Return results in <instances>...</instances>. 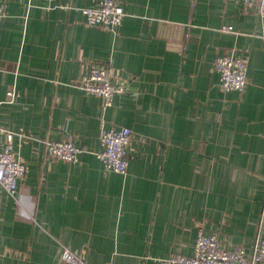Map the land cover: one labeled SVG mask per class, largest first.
Segmentation results:
<instances>
[{"label": "crops", "instance_id": "crops-1", "mask_svg": "<svg viewBox=\"0 0 264 264\" xmlns=\"http://www.w3.org/2000/svg\"><path fill=\"white\" fill-rule=\"evenodd\" d=\"M119 1L106 31L84 23L94 0H0V144L26 167L16 197L0 186V264H61L65 249L158 264L192 255L200 228L247 256L264 239V18L242 0ZM224 53L247 62L240 93L221 88ZM90 63L125 88L108 108L77 88ZM110 126L132 133L126 175L93 154ZM68 135L72 165L45 145Z\"/></svg>", "mask_w": 264, "mask_h": 264}, {"label": "built area", "instance_id": "built-area-1", "mask_svg": "<svg viewBox=\"0 0 264 264\" xmlns=\"http://www.w3.org/2000/svg\"><path fill=\"white\" fill-rule=\"evenodd\" d=\"M48 2L54 0H46ZM245 7L255 10L264 18V0H242ZM86 26L112 31L121 22L124 10L119 0H94L89 7L82 9ZM6 16L0 6V24ZM222 31L230 30L223 27ZM264 37V36H263ZM214 70L219 75L221 88L225 92H242L248 83L247 62L244 58L224 53L214 62ZM77 88L86 94L98 97L102 107L108 108L114 95L123 94V85L111 80L109 71L100 65L90 63L83 80L78 82ZM5 97L11 101L13 90L6 91ZM132 133L126 127L110 126L101 128L98 136L100 149L93 153L107 171L127 174V148ZM48 157L59 159L68 165L78 163L81 149L76 147L73 137L68 135L63 140L47 141ZM26 167L20 159L12 153L10 139L6 144H0V186L10 196L18 194V182L23 180ZM18 206V204H17ZM61 264H87L83 258L68 250L60 255ZM158 264H264V239H257L250 256L239 247L223 249L218 243L216 233H205L198 229L193 254L190 256L176 255L159 259Z\"/></svg>", "mask_w": 264, "mask_h": 264}]
</instances>
